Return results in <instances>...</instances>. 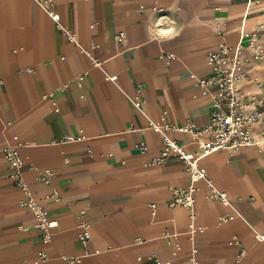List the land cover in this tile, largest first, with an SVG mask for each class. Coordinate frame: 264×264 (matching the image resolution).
I'll return each mask as SVG.
<instances>
[{
	"label": "crops",
	"instance_id": "obj_1",
	"mask_svg": "<svg viewBox=\"0 0 264 264\" xmlns=\"http://www.w3.org/2000/svg\"><path fill=\"white\" fill-rule=\"evenodd\" d=\"M52 1L80 48L34 0H0V264H35L41 253L42 264H189L193 248L198 264H264V118L252 128L256 145L199 163L230 206L199 181L192 210L170 207L171 190L189 185L185 166L147 165L163 145L148 123L163 111L176 127L208 123L212 104L197 84L221 41L232 50L244 35L238 93L253 103L245 114H264V0ZM167 135L196 151L190 135ZM15 137L28 190L56 224L48 243L2 155ZM52 190L59 201L45 199ZM192 212L201 228L193 240Z\"/></svg>",
	"mask_w": 264,
	"mask_h": 264
},
{
	"label": "built area",
	"instance_id": "obj_2",
	"mask_svg": "<svg viewBox=\"0 0 264 264\" xmlns=\"http://www.w3.org/2000/svg\"><path fill=\"white\" fill-rule=\"evenodd\" d=\"M47 13V15L56 24L57 29L63 31L64 35L76 47L80 48L75 35L69 31L63 30L59 25V15L53 10L52 0H34ZM251 1V0H249ZM122 36L116 38L121 41ZM244 35L240 39L234 49L221 41L218 44L217 50L207 56L208 65L211 67V76L206 79H201L198 82V87L203 95L210 98L212 107L208 123L203 128H197L191 122H187L182 126L176 127L168 122L167 111H163L158 122H149L148 130L153 133L160 134L163 138V145L158 155L155 156L147 164L149 166H158L163 164L167 159L174 158L180 161L186 168L189 177V185L187 188H175L171 190L170 207L180 206L192 210L194 205V193L197 191L196 183L204 181L207 188L210 190L209 198L221 202L225 206H230V199L225 192L218 191L212 181L208 178L206 171L200 167V161L212 153L219 151L235 152L243 147H248L257 144V140L252 133V128L264 118V114H245V110L250 108L253 103H246L244 98L239 95L237 89V80L241 72L240 53ZM250 43L253 45L254 39ZM82 53L88 56L93 66H99V62L94 59L90 51L80 49ZM257 53V51H256ZM258 54V53H257ZM226 63V67H222V63ZM110 81H115L116 77H109ZM260 85H258L259 87ZM142 101L139 96L133 99V105L136 109L141 108ZM167 132H180L190 135L192 143L196 147L195 152H188L185 146L167 135ZM264 140V136L262 137ZM13 144H7L2 150V155L6 161L10 171L11 178L21 190L25 199L21 202V206L27 209L36 219V228L40 231L43 242L48 243L51 238L50 229L55 227V223L47 219L45 212L38 200L29 192L27 184L23 177V160L19 154V149L22 146L14 138ZM136 148L141 152L147 151L146 146L140 143ZM51 173L45 171L39 177V180L44 184L49 183ZM59 194L56 190H52L49 196L45 199H53L59 201ZM153 208V207H152ZM195 216L190 214V224L188 227V235L193 240L194 235L201 231V228H196L193 220ZM234 218V215H227L220 218L221 222L229 221ZM81 232L77 235L78 240L85 245L89 239V228L86 224H81ZM167 239L176 240L177 235H165ZM256 239L264 241V236L257 235ZM230 244L239 245V241L233 237ZM195 248L192 249L188 256L189 264H198L196 260ZM47 261V254L41 253L35 264H42ZM79 261V258H63L62 264H74ZM169 264V263H166Z\"/></svg>",
	"mask_w": 264,
	"mask_h": 264
}]
</instances>
